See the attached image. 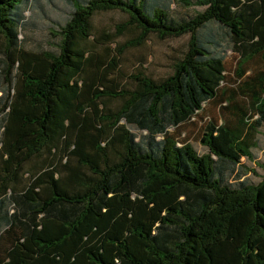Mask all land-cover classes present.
<instances>
[{"label": "trees", "instance_id": "trees-1", "mask_svg": "<svg viewBox=\"0 0 264 264\" xmlns=\"http://www.w3.org/2000/svg\"><path fill=\"white\" fill-rule=\"evenodd\" d=\"M67 1L52 52L21 45L33 0H0V264H264V176L239 173L264 123V73L243 82L257 118L209 123L207 152L168 132L216 98L227 46L240 79L264 60V0ZM173 3L204 10L174 19ZM109 11L126 21L94 38ZM126 31L113 54L95 49ZM150 35H188L187 49L167 77L121 88L122 54Z\"/></svg>", "mask_w": 264, "mask_h": 264}, {"label": "rangeland", "instance_id": "rangeland-1", "mask_svg": "<svg viewBox=\"0 0 264 264\" xmlns=\"http://www.w3.org/2000/svg\"><path fill=\"white\" fill-rule=\"evenodd\" d=\"M203 10L204 7H185L173 3L169 9V15L174 19H180L190 17ZM70 11L71 6L67 0H33L31 8L24 13L26 25L19 35L22 47L31 51L57 52L59 37L54 34L65 23ZM126 19L127 16L119 11L95 14L92 18L94 38L97 39L103 33H114L115 26ZM135 34L134 31H126L105 44L95 45V49L99 53H103L104 49L108 48L113 54L117 46L132 39ZM188 38V35H183L178 38L161 40L155 35H150L143 44L124 51L120 58L119 68L113 76L114 80L119 83L121 88L130 89L133 86L130 79L132 74L143 73L155 80L167 77L172 73L174 63L181 59L186 51ZM239 61V55L227 46L225 51L226 81L222 84L216 98L204 104L202 110L190 121L181 124L176 129H168L169 134L180 143L190 144L199 154L207 152L200 139L209 123L213 122L216 125L229 123L235 126L238 121L237 115L241 114L238 109L246 111L250 118L249 122L257 118L248 109V101L245 92H243V82L257 73H264V60L259 55L246 60L242 65L245 72L242 79L238 76ZM118 104L117 100L106 102L110 109L116 108ZM132 131L136 132L134 129ZM250 142L253 144L250 148L252 158L241 159L239 173H241V179L256 184L264 176V123L252 132ZM41 160L35 159L32 162L35 161L39 164ZM32 164H28L26 167H30ZM23 181L27 182L25 178Z\"/></svg>", "mask_w": 264, "mask_h": 264}]
</instances>
